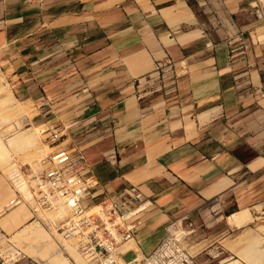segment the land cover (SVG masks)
<instances>
[{"label":"crops","instance_id":"crops-1","mask_svg":"<svg viewBox=\"0 0 264 264\" xmlns=\"http://www.w3.org/2000/svg\"><path fill=\"white\" fill-rule=\"evenodd\" d=\"M255 5L0 0V101L11 112L2 120L14 137L30 123L45 136L42 150L14 151L23 153L19 168L39 174L50 166L53 136L73 141L93 191L115 197L134 186L142 194L136 254L152 252L165 227L182 220L194 231L187 246L197 262L213 264L226 249L245 264L264 261L252 229L264 221V20ZM9 163L0 165V250L29 242L51 255L27 252L24 264H78L76 239L61 236L59 253V232L36 226L42 221Z\"/></svg>","mask_w":264,"mask_h":264},{"label":"built area","instance_id":"built-area-1","mask_svg":"<svg viewBox=\"0 0 264 264\" xmlns=\"http://www.w3.org/2000/svg\"><path fill=\"white\" fill-rule=\"evenodd\" d=\"M163 65L157 64L154 74ZM53 137L54 152L47 158L50 166L37 175L20 170V177L43 209L69 208L70 217L56 231L64 240L76 239L75 249L86 264H204L189 251L187 240L194 231L182 220L165 227L152 252L136 254L131 248L137 232L133 218L145 209L142 194L134 186L115 197L93 191L97 181L82 149L73 141L62 144ZM13 252V263L22 264L23 256L14 250L8 253ZM127 252L133 253L128 261L123 258Z\"/></svg>","mask_w":264,"mask_h":264},{"label":"rangeland","instance_id":"rangeland-1","mask_svg":"<svg viewBox=\"0 0 264 264\" xmlns=\"http://www.w3.org/2000/svg\"><path fill=\"white\" fill-rule=\"evenodd\" d=\"M255 3H256L255 8L257 10V13L264 20V0H255ZM5 102L6 101H0V145L2 147V151L4 152L5 158H9V160H10V163L8 164L9 167H8L7 173L9 175L10 179L12 180L14 186H16V188L18 189V191L20 193H22V195L27 200H29L30 204H32V206L37 210L38 216L40 217V220L42 221V224L38 223V224H36V226L42 227L43 230H45L48 233L51 232V230L52 231L55 230V232H57L56 230H57V227L60 225V223L63 222L64 220H66L64 218H68V210L67 209H69V208L66 207V206H63V207H60L58 210H54V211H52V210L51 211H47V210L43 209L40 205H37L35 203L37 201H35L33 199V197L30 196L29 190H28V186L27 185H23L24 189L21 190V188L18 185H16L17 184L16 179L11 177L16 172L14 170H19V171L20 170L21 171L24 170L25 171L28 168V167L27 168L26 167L25 168L24 167H22V168L20 167L19 168V166L16 163V161H17V158L22 156L23 153H21V151L15 153L14 151H18V150H42L41 142H42V138H44L45 136L43 135V133H41L42 129L40 128V125H32L31 123L30 124H26V125H22L21 128H19V130H17V135L19 133L22 134L24 132H25V134H27L28 132H31V130H35L34 131V134H35L34 139H35V137H37V138H36L35 144L32 145L31 147L28 146V147H21L20 148L19 144L16 143V141L17 140L21 141L20 144L23 145V143H25L26 140H22V139H26V135L23 134L21 136L14 137V135H16V132L13 129L14 127L12 126V123H9V122L7 123L6 121L2 120V119H4L5 117H7L8 115L11 114V112H6L5 111V108H6V106L4 105ZM22 109H23V106H22ZM28 129H29V131H28ZM35 132H37L38 135ZM22 141H23V143H22ZM13 152H14V155H12ZM258 225L259 226H257V227H252V229L255 230L254 232L258 235V238H259L258 239L259 249H264V221L259 222ZM44 234H45V232H44ZM52 238L54 239L52 241L53 248L55 249L56 245H58V249H59L58 252L62 253L63 248L66 246V245L65 246L61 245V243L65 244V242L62 239V237L59 236V239H58L57 235H54ZM55 238H57L59 241L55 240ZM16 240L18 242V237L16 238ZM17 242H16V244H18ZM32 247H33V244H30L29 242H25V243H23V247H19L21 250H19V249L18 250H14V251H19L20 256H23V259L21 260L22 264L26 263V261L28 260L27 252L44 251V252H47L49 255H51L50 252H51L52 248H50V247H48L47 249L44 248V249H40V250L31 249ZM248 247H250V245H248ZM219 248L221 249V247H219ZM222 248H224V247H222ZM27 249H30V250H27ZM222 250H219V251L223 252ZM9 251H11V250H6V248H5V250H0V264H14L13 261L11 260V258H14L12 255L15 252H13L11 254V253H8ZM124 259L126 261H128V260L131 259V257L128 255V256H125ZM223 259H227V260H223ZM235 260H237V261L239 260L240 262H243L244 264L246 263L245 261L240 259L235 253H232V252H230L229 250L226 249L223 252V254L218 259H216L213 262V264H219V261L223 262L222 264H225V263H229V262H232V261H235ZM77 262H78V264H81L82 260L80 262H79V260H77ZM66 264H68V263L66 262Z\"/></svg>","mask_w":264,"mask_h":264},{"label":"bare ground","instance_id":"bare-ground-1","mask_svg":"<svg viewBox=\"0 0 264 264\" xmlns=\"http://www.w3.org/2000/svg\"><path fill=\"white\" fill-rule=\"evenodd\" d=\"M1 90H2V89H1ZM7 91H9V90H7ZM3 96H5V95H3ZM12 101H14V100H12ZM7 104H8V103H7ZM40 128L42 129L41 132H43V131H44L43 126H41ZM34 131H35V130H31V132H28L27 134H25V135H26V139H22V140H26L25 143H23V141H22V143H23L24 146L20 144L21 141H19V140H17L18 142L16 141V143L19 144V147H20V148H21V147H28V146L31 147L32 145H34V142H35V139H34V136H35V135H34ZM35 133L37 134V132H35ZM37 135H38V134H37ZM37 135H36V136H37ZM1 163H2V164L6 163V158H5V156H4V152L2 151V147H1V145H0V165H1ZM4 165H5V164H4ZM4 165H3V166H4ZM13 166H14V165H13ZM14 171H16V172H15L11 177H13L14 179H16V181H17V184H16V185H18V186L21 188V190H22V189H24V188H23V185H25V184H24V182H23V178L20 177V174H21V173H20L19 170H14ZM31 175H32V174H31ZM18 186H17V187H18ZM59 207H63V205H60ZM234 217H235V216H234ZM64 219H66V218H64ZM237 221H238V220H237ZM36 230H37V229H36ZM245 235H246V234H245ZM245 235H244V236H245ZM239 238H240V237H239ZM242 240H244V239H242ZM240 241H241V240H240ZM234 242H235V243H236V242L238 243L239 240H235ZM242 242L244 243V242H246V241H242ZM235 243H233V244H231V245H234ZM239 243H240V242H239ZM243 243H242V244H243ZM249 243H250V242H249ZM256 243H257V242H256ZM256 243H255V245H256ZM242 244H241V245H242ZM253 244H254V242L251 243V244H249V245H252V246H253ZM238 245H239V244H238ZM238 245H237V247H238V249H239L240 246H238ZM247 245H248V242H247ZM255 245H254V248L251 246V247L253 248V251L256 250ZM234 246H235V245H234ZM234 246H233V247H234ZM242 246H243V248H245L246 244H244V245H242ZM233 247H232V248H233ZM237 247H236V248H237ZM232 248H230V249L233 250ZM241 248H242V247H240V249H239L240 251H241ZM247 248H248V247H247ZM234 249H235V248H234ZM238 249H237V250H238ZM242 250H243V249H242ZM245 250H246V248H245ZM247 250H248V251H245V252H249V251H251L252 249H250V250L247 249ZM257 250H258V249H257ZM257 250H256V251H257ZM253 251H252V252H253ZM233 252H234V250H233ZM235 253H237V251H235ZM260 253H261V252H260ZM262 253H263V258H264V250H263ZM71 254H72V252H71ZM43 255H44V254H43ZM72 255H73V254H72ZM74 255H75V254H74ZM74 255H73V257H74ZM255 255H256V254H255ZM46 256H47V255H46ZM46 256H45V257H46ZM261 256H262V255H261ZM40 257H42V256H40ZM42 258H43V257H42ZM263 258H262V259H263ZM262 259H261V260H262ZM77 260H78V259H77ZM52 261H54V262L52 263ZM52 261H51L52 264H56V263H57V264H65L64 261H63V259H53ZM259 261H260V259H259ZM65 262H66V261H65ZM261 263L264 264V261L262 260L260 263L258 262V264H261ZM226 264H238V263H237V261H232V262H229V263H226ZM252 264H255V263L252 262ZM256 264H257V263H256Z\"/></svg>","mask_w":264,"mask_h":264}]
</instances>
